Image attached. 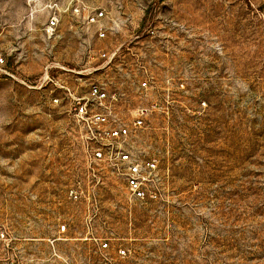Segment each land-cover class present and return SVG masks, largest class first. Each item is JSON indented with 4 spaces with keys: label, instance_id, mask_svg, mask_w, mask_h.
I'll return each instance as SVG.
<instances>
[{
    "label": "rangeland",
    "instance_id": "1",
    "mask_svg": "<svg viewBox=\"0 0 264 264\" xmlns=\"http://www.w3.org/2000/svg\"><path fill=\"white\" fill-rule=\"evenodd\" d=\"M87 1L104 39L72 15L47 34L50 0H0V222L45 250L65 224L77 264L95 238L118 264H264V0ZM93 84L124 122L148 109L130 149L158 161L156 197L88 169L72 102Z\"/></svg>",
    "mask_w": 264,
    "mask_h": 264
},
{
    "label": "built area",
    "instance_id": "2",
    "mask_svg": "<svg viewBox=\"0 0 264 264\" xmlns=\"http://www.w3.org/2000/svg\"><path fill=\"white\" fill-rule=\"evenodd\" d=\"M46 8L50 12L45 31L52 35L62 17H78L87 27H94L99 39L107 37V13L102 8L91 6L87 0H50ZM120 49L113 53L98 51L97 57L111 62ZM4 59L0 57V67ZM0 71L2 69L0 68ZM46 77L49 78L46 72ZM147 86V83H143ZM118 102L117 94L112 97L101 86H90L89 98H77L72 102L76 122L84 131L85 159L88 169L95 171L102 165L119 170L126 181L130 195L136 200H149L157 196L158 161L139 155L130 149L137 131L145 124L148 109L141 107L130 123L113 116L111 107ZM74 197L77 192L72 191ZM67 226L58 227L56 236L48 240L47 249H42L39 241L15 235L0 222V264H77L72 255L62 251L59 241L65 240ZM99 248L96 259L86 257L80 264H118L111 252L110 239H98ZM119 257L127 250L119 247Z\"/></svg>",
    "mask_w": 264,
    "mask_h": 264
}]
</instances>
